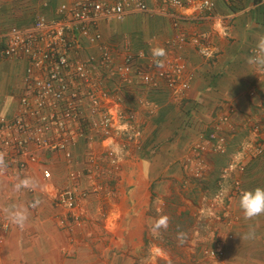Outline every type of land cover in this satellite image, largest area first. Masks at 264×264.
Instances as JSON below:
<instances>
[{
    "label": "crops",
    "instance_id": "crops-1",
    "mask_svg": "<svg viewBox=\"0 0 264 264\" xmlns=\"http://www.w3.org/2000/svg\"><path fill=\"white\" fill-rule=\"evenodd\" d=\"M181 1L183 7H167L160 0H147L149 12L131 13L123 21H98L86 36L75 33L78 44L70 49L72 58L96 62L103 52L111 56L109 71L91 70L95 94L104 108L133 114L128 122L140 136L128 142L125 132L115 128L107 138L99 133L91 141L78 136L71 144L72 165L61 152L39 151L36 163H27L21 172L13 168L1 177L0 264H106L102 229L114 231L116 237L125 232L124 242L135 248L133 232L156 225L157 218L149 215L151 201L160 202L173 193L178 194L177 214L182 217L190 210L187 214L197 218L195 229L219 242L222 259L210 264H264V214L246 220L240 208L244 191L264 187V152L254 154L264 138V70L257 71L247 62L264 36V2L213 0L214 9L207 13L198 9L201 0ZM70 2L0 0V35L14 26L30 27L39 17L62 19L66 15L59 7ZM183 15L187 18L180 19ZM95 34L100 37L92 40ZM179 35L185 36L184 42L170 43ZM196 37L200 43L194 42ZM202 47L211 56H204ZM157 48L165 49L166 55L154 56ZM127 53L136 57L137 68L152 76L177 58L184 66L182 80L187 88L180 90L178 83L170 87L157 78L155 85L145 83L132 72L124 81L115 67ZM27 65L25 58L0 57V118L14 114ZM219 115L230 121L222 128L226 152H201L204 171L195 179L183 165L193 163V143L208 133ZM89 153L95 160L87 172ZM230 161L243 170L223 177V166ZM43 168L51 172L49 179L42 176ZM70 169L85 173L71 180ZM23 177L36 178L40 187L15 191ZM70 185L88 194L80 203L82 219L77 224L54 200L58 189ZM17 205L28 209L22 228L5 212ZM102 207L107 208L106 217L109 211L113 217L119 214L112 229L107 218L100 217ZM138 210L145 218L136 223L131 211Z\"/></svg>",
    "mask_w": 264,
    "mask_h": 264
},
{
    "label": "built area",
    "instance_id": "built-area-1",
    "mask_svg": "<svg viewBox=\"0 0 264 264\" xmlns=\"http://www.w3.org/2000/svg\"><path fill=\"white\" fill-rule=\"evenodd\" d=\"M160 1L167 7L184 6L181 0ZM224 1L232 3L236 0ZM198 9L210 13L214 9V1L201 0ZM59 11L66 16L54 20L39 17L30 27L14 26L0 35V57H19L28 61L23 93L18 98L17 108L10 118H0V152L5 154L8 164L7 169L0 173V178L8 175L13 168L15 173L21 172L27 163H36L39 151L61 152L66 163L72 165L71 144L78 136L91 141L93 136L99 133L103 138H107L114 128L123 130L128 142L140 136V131L130 123L134 119L133 114L113 112L104 108L95 94L91 70L109 71L112 65L109 53L103 52L101 59L93 62L72 58L70 49L78 44L75 33L88 35L89 27L96 25L98 21H123L131 13L149 12L147 0H71L69 4H61ZM186 18L185 15L180 17ZM99 37V34H95L92 40ZM184 41L185 36L179 35L170 43ZM194 42L200 43V39L196 37ZM200 50L204 56H211L208 48L202 47ZM135 61L136 57L127 53L123 62L115 67V72L123 77L124 81H128V75L132 72L145 83L155 85L157 78L163 79L170 87L178 83L180 90L187 88V82L182 80L184 66L177 58L170 61L167 68L159 69L155 76L137 68ZM154 63L158 64V61ZM115 119L118 120L117 124H114ZM223 125H230L228 116H217V121L212 124L208 133L193 143L190 159L193 163L183 165L193 178L199 179L203 175L204 162L199 159L201 152H226L227 138L222 133ZM263 152L264 138L254 154ZM108 156L114 164L112 153ZM87 158L91 166L87 172H90L94 165V154L89 153ZM234 170H243V167L235 161H230L223 167L221 174L225 177ZM82 173H85V169H70L68 178L75 180ZM41 174L45 179L51 177L47 168H43ZM87 195L85 190L70 185L58 189L54 200L77 224L82 219L80 203L86 200ZM210 254L221 256L220 245L217 244Z\"/></svg>",
    "mask_w": 264,
    "mask_h": 264
},
{
    "label": "rangeland",
    "instance_id": "rangeland-1",
    "mask_svg": "<svg viewBox=\"0 0 264 264\" xmlns=\"http://www.w3.org/2000/svg\"><path fill=\"white\" fill-rule=\"evenodd\" d=\"M177 197L178 194L173 193V197L167 194L160 202L152 198L149 215L157 218L156 225L133 232V242L137 245L135 248H130L124 242L125 232H119L116 237L114 231H106L103 228L102 254L107 253L109 257L106 264H210V261L221 260L223 254L219 257L210 254L217 244L220 245L216 237L210 240L208 233L195 229L196 225L193 222L197 221V218L188 215L190 210L182 217L177 214L179 206ZM106 209L103 207L100 209L103 215L100 217L107 218L108 229H112L119 214L117 216L114 214L113 217L109 211L110 215L106 217ZM132 214L136 223L142 222L145 218L140 210L131 211ZM116 243H119L118 247L115 246Z\"/></svg>",
    "mask_w": 264,
    "mask_h": 264
},
{
    "label": "clouds",
    "instance_id": "clouds-1",
    "mask_svg": "<svg viewBox=\"0 0 264 264\" xmlns=\"http://www.w3.org/2000/svg\"><path fill=\"white\" fill-rule=\"evenodd\" d=\"M153 55L156 57H163L166 55V50L157 48L153 50ZM249 65L256 68L257 71L264 70V36H260L256 45L254 53L248 57ZM159 66L162 63L158 61ZM8 167L5 159V154L0 152V173L4 172ZM224 167V166H223ZM40 187L39 181L34 177H23L14 185V190L20 192L22 190H36ZM240 208L243 211L244 218L251 220L257 216L264 214V187H256L254 190L244 191L240 197ZM8 218L20 226H24L28 218V209L23 206H13L5 209ZM249 238L248 235L244 237Z\"/></svg>",
    "mask_w": 264,
    "mask_h": 264
}]
</instances>
